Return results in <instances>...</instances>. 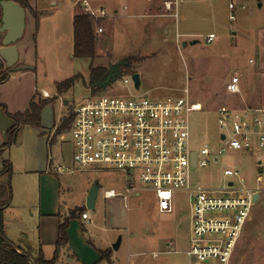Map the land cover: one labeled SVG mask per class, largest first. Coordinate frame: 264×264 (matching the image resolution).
Segmentation results:
<instances>
[{
  "label": "rangeland",
  "instance_id": "1",
  "mask_svg": "<svg viewBox=\"0 0 264 264\" xmlns=\"http://www.w3.org/2000/svg\"><path fill=\"white\" fill-rule=\"evenodd\" d=\"M126 1H118V15H109L101 23L94 24L97 35V54L94 58L66 54V43L53 40L52 35V39L43 36L39 45L42 57H39L37 66L39 86L44 84L52 96L44 106L42 116L44 113L50 124L56 121L54 132L58 133L63 118L93 95L133 93L158 99L185 96L188 89L190 98L203 104L201 110H193L189 114L191 145L199 149L209 144L217 152L221 145L218 123V108L221 105L264 106L261 81V74L264 75V0H190L188 4L180 3L178 8L174 6L171 10L165 6L166 0H160L153 7L148 5L138 16L127 14L129 11L123 9ZM231 2L236 3L233 11L229 8ZM106 8L113 11L109 5ZM99 26L103 27L100 33L97 32ZM210 32H216L217 38L208 43L205 36ZM194 39L198 41L192 43ZM128 55L139 59L134 65V71L141 79L139 88L135 86L132 74V80L125 83L124 77L129 75L126 74L112 87L97 93L90 91L88 82L92 65L109 66ZM251 58L254 59L252 63ZM236 71L242 78L241 96L226 90ZM78 73L83 77L77 79L63 96L57 97L56 83ZM30 131L34 135L36 128ZM28 133L27 130L22 133V138L26 136L27 152L37 145L35 139H29ZM58 135L66 143L72 140L70 127L62 129ZM64 152L70 157L69 145H64ZM17 153L24 157V152L19 150ZM218 158V162L208 167L192 169V179L207 186H217L223 180H235L239 184L238 176L224 177V169L228 167H239L248 180L254 179L258 166L256 155L226 151ZM22 164L14 168L12 175V185L16 190L14 204L18 198V178L25 177ZM96 183L100 185L99 204L103 203L104 189L123 188L126 194L130 186L141 188L139 195L135 192L126 195L127 208L124 200L121 202L123 212L119 216L125 238L118 251L117 263L127 264L131 252H138L137 263L141 264H148V259L159 264L189 263L185 252L190 244L191 225L188 193H178L173 210L169 211L162 207L155 191L143 189L147 185L138 178L134 184L129 183L126 174L101 164L81 169L77 167L73 172L62 174L65 196L70 198L72 206L70 212L85 207L80 204L84 202L86 190ZM253 212L254 208L251 216ZM104 214L105 207L100 211L99 219ZM120 237L121 234H114L115 242ZM109 249L113 252L112 247ZM175 249L181 251L176 252ZM262 249L263 243L254 233L252 222H249L244 227L232 264H264ZM154 250L159 252L158 257L152 256Z\"/></svg>",
  "mask_w": 264,
  "mask_h": 264
},
{
  "label": "built area",
  "instance_id": "2",
  "mask_svg": "<svg viewBox=\"0 0 264 264\" xmlns=\"http://www.w3.org/2000/svg\"><path fill=\"white\" fill-rule=\"evenodd\" d=\"M98 1L77 0V3L93 20L113 14ZM181 1L166 0L165 6L169 10L174 6L178 8ZM229 8L233 11L236 3L231 2ZM102 31L103 27L99 26L97 32ZM216 38V32L205 36L208 43ZM131 80L130 75L124 77L125 83ZM226 90L230 94H243L239 71L233 73ZM185 91V96L158 99L114 92L87 98L75 106L70 125L72 162L55 165L53 169L64 173L73 172L77 167L104 165L126 174L129 183L134 184L138 178L147 185L143 189L155 191L162 207L169 211L173 210L178 193H188L191 225L190 244L185 252L189 264H232L261 188L245 186L239 167L225 168L223 173L224 177L238 176L239 184L235 180H223L217 186L194 181L191 171L218 162V155L226 151L252 153L256 155L258 166H264V106L221 105L218 108L221 130L218 151L209 144L195 149L191 145L189 114L201 110L203 104L192 100L188 89ZM42 94L50 96L44 89ZM261 178L260 174L258 179ZM140 190L137 185L130 186L127 195ZM104 194L111 197L119 192L109 188ZM82 217L89 218L88 211H84ZM158 255V251L152 252L153 257Z\"/></svg>",
  "mask_w": 264,
  "mask_h": 264
},
{
  "label": "crops",
  "instance_id": "3",
  "mask_svg": "<svg viewBox=\"0 0 264 264\" xmlns=\"http://www.w3.org/2000/svg\"><path fill=\"white\" fill-rule=\"evenodd\" d=\"M26 1L29 7H26L25 30L23 36L17 41V45L19 63L33 65V68L11 71L9 78L0 82V103H4L11 113L26 110L35 95H43V89L49 92L50 96L48 97L52 96L51 91L44 84L39 86L37 66L39 57H42L39 45L43 36L50 38L52 35L53 40L58 41L57 39H59L61 42L66 43V54L70 53L74 56L73 21L78 8L77 0ZM118 1L99 0L98 4L105 7L109 5L110 9L113 10L111 15L114 16L118 15L120 10L117 7ZM157 1L160 0H127L123 9L129 11L127 12L128 15L138 16L143 13L148 5L153 7V4ZM185 2L188 4L190 0H182L180 3L186 4ZM34 12H36V16ZM104 20V18L94 20V23L99 24ZM261 81L264 87L263 74H261ZM55 93L57 97L63 96V93L59 94L57 90H55ZM42 121L41 128L31 124L23 126L17 139L3 152H0V171L5 168V160L12 162L13 170L24 163L22 164V170L25 177L23 179L18 178L17 202L14 204L16 190L15 186L12 185V199L4 207L7 238L17 246L19 251L28 253L33 258L37 257L42 251L45 257L49 259L52 258L55 252L61 222L60 216H68L70 208H72L70 198L66 197V189L62 184L63 173H57L53 166L71 163L73 147L72 141L66 143L65 140L59 138L58 133L54 132L56 121L50 124L44 113ZM35 128L36 131L33 135L30 130H35ZM24 130L29 132V139H35L37 144L28 152L26 151V136L22 138ZM4 142L0 132V147ZM65 144L70 147V157L64 152ZM19 150L24 152L23 158L18 155L17 151ZM256 169L255 177L252 180H248L247 176L243 174L245 179L243 184L245 186L261 188L253 215H250L246 226L249 222H252L254 233L263 243L264 257V166H257ZM260 174L261 180L258 179ZM5 179V175L0 176V181H5ZM90 187L86 190L84 202L80 204L85 205L84 211H88L89 218L84 219L82 214L71 218L68 228L69 242L62 248L60 258L56 264H110L106 259L101 258L99 250L113 248L115 243L114 234H121V244L118 249L113 248L111 256L113 264H120V262L117 263L118 251L121 249L125 236L122 219L119 215L123 212L121 207L123 200L124 206L127 208V193H124L123 188H118L116 190L119 194L106 197L104 194L106 189H104L101 197L103 203L100 202L99 204L98 194L95 208L89 209L87 207V197ZM135 193L136 195L140 194L139 191ZM104 207L105 214L103 218L99 219L100 211ZM116 219H119V221ZM129 255L130 259L127 264H141L137 263L138 252L134 254L131 252ZM148 262V264H159L152 262V259H148Z\"/></svg>",
  "mask_w": 264,
  "mask_h": 264
},
{
  "label": "trees",
  "instance_id": "4",
  "mask_svg": "<svg viewBox=\"0 0 264 264\" xmlns=\"http://www.w3.org/2000/svg\"><path fill=\"white\" fill-rule=\"evenodd\" d=\"M1 1L0 0V22H1ZM25 8L29 7L26 0H16ZM77 13L74 16L73 21V36H74V48L73 54L79 58H94L97 54V35L94 30V20L83 11L80 4L77 5ZM35 16L37 15L36 12ZM139 59L134 55H128L112 63L109 66L95 65L90 68V77L88 86L93 93L112 87L119 79L126 74H133L134 65ZM11 69L6 68L2 58L0 57V82H3L9 78ZM81 73L75 74L72 77L58 81L56 83L57 92L62 94L68 91L77 79L82 78ZM50 97H44L43 95H35L26 110L11 113L4 103H0V107L14 119L15 125L8 132L9 139L4 142L0 147V152L9 147L18 136L20 129L28 124L42 126V111L44 106L49 102ZM74 118V109H72L67 116L62 120L61 125L58 128V133L64 129L69 128ZM13 164L10 160H5V168L0 171V176L5 175V181H0V264H56L60 258L61 250L69 242L68 228L71 218L77 217L79 213H83L85 207H79L73 209L66 217L61 218L59 225V235L56 242L55 252L52 258H46L44 253L40 251L37 257H32L30 254L19 251L17 246L10 241L5 233V216L4 207L10 202L13 195L12 188V175ZM7 238V241L5 240ZM101 258L106 259L110 264L112 262V251L108 249H100Z\"/></svg>",
  "mask_w": 264,
  "mask_h": 264
},
{
  "label": "water",
  "instance_id": "5",
  "mask_svg": "<svg viewBox=\"0 0 264 264\" xmlns=\"http://www.w3.org/2000/svg\"><path fill=\"white\" fill-rule=\"evenodd\" d=\"M26 8L16 0L1 1V22H0V57L7 68L11 71H19L27 68H33V65L19 63V49L17 41L23 36L25 30ZM198 39L191 42L195 43ZM134 84L137 88L141 86L140 75L137 72L132 74ZM15 125V121L10 117L2 107H0V132L7 142L8 132ZM100 185L94 184L87 197V207L94 209L99 194ZM258 196V195H257ZM256 196V198H257ZM257 200V199H256ZM7 241V238H5ZM122 238L113 244L114 249H118Z\"/></svg>",
  "mask_w": 264,
  "mask_h": 264
}]
</instances>
